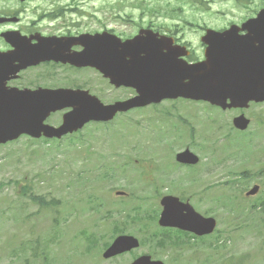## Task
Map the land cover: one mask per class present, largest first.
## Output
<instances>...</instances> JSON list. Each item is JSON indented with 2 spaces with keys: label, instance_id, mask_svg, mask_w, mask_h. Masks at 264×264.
Instances as JSON below:
<instances>
[{
  "label": "rangeland",
  "instance_id": "1",
  "mask_svg": "<svg viewBox=\"0 0 264 264\" xmlns=\"http://www.w3.org/2000/svg\"><path fill=\"white\" fill-rule=\"evenodd\" d=\"M67 1V0H62ZM209 2V8L208 10H201L197 11L196 8L190 7L189 5H184L182 9V17L186 18H201L206 20V22L210 24H217L222 23L224 24L229 19H238L242 18L244 16H248L251 14L250 11L241 9L239 7H236L231 0H207ZM170 3L172 7H176L179 5V0H81V12L84 14H81V28L84 31H98L100 29H113L115 31H123L127 34L132 32V24L129 26L124 25V23H120L117 19V17L120 18H126L129 17L133 21L138 22L140 15L142 14L141 9H151L155 12L156 10H159L158 14H162L163 10L165 9V6ZM264 4V0H263ZM6 8V6H3ZM242 8H245L246 6L241 5ZM253 8L254 6L251 5ZM31 6L28 7L26 10V14L23 15L24 21H30L33 16H31ZM28 12V13H27ZM144 16H147V13H143ZM160 17V16H159ZM201 23V22H200ZM86 73H81V80L84 77ZM95 81H97V76L92 75L91 76ZM97 87L102 89L103 91L100 94V96L105 101H110L112 98H114V95H111V92L106 89V87L99 85L97 83ZM172 106L176 109H178V114L187 118V122H191L190 115L186 114L185 111H191L192 113L201 116L202 118L209 119L211 117V120H215L216 118H219L221 116V112L219 109L212 108L205 103L201 102H192V101H186V100H177L173 101V103H163L159 106H150L145 108L143 111L144 119L138 121L135 125V130H138L142 133H145V137L149 140L150 135H154V139L158 140L160 139L162 141V136L166 135L169 124L171 121L168 119V115L166 114L165 106ZM262 109L264 113V107L260 108ZM170 112V111H169ZM153 114L157 115L158 117H151ZM60 116L61 114L54 115L51 119L48 120V123L51 125H57L60 122ZM225 123L229 122V117L224 118ZM131 123V122H130ZM210 124V122H207ZM122 129V121L118 120L115 121L110 127L107 128L106 131H103L102 129H97L95 126H89L87 129H83L81 132V135H76L74 138H80L83 139V147L78 146L77 148L73 147L71 145V141L63 140L60 143H53V142H47L43 143V141H38L34 143V147L30 148H23L24 143L19 142L14 145H11L9 147H5L0 149V182H6L8 179L11 180H17L21 176H32L35 175V177H38V182L33 181L35 178L31 179L32 187L35 193L41 194V195H48L49 200L56 198L61 203L57 205V207L61 208V211H65V206L69 201L72 200L77 202V195L81 199V194H75V192L72 191V188L70 189L67 184L70 183V185L74 184V181L77 177L83 175L82 181H83V187H81L85 190V192L93 193L89 191L90 188H93V186H99L100 187V195H102V192L105 190V187L103 186V183H99L100 181L97 180V177L100 176V173L103 171L104 164L110 163L107 161V155L110 154L111 148L116 149L119 144L116 141L122 134L123 138L125 139V132L124 129ZM180 130V127L177 126L175 130L172 132L175 134ZM235 137L238 136L237 133H233ZM112 135H114V139L112 138ZM215 134H210L209 141L211 137ZM227 133L220 134L216 137V141L213 140V144H215L213 148L214 155H209L211 163H215L217 160L225 159L231 154L236 153L238 156H236V160H234L233 163L229 165L228 168H223L221 164L216 167L213 165L214 168H205L203 165L192 171L193 176H199V178L202 180L201 185H208V184H216L217 182L221 183L225 181L228 178L233 177L232 175L228 176L227 171L232 170L235 171H243L245 169L239 167L240 165V156H250L252 155L251 152L248 151V148L243 142H240L241 140H235L231 138H226ZM111 139V140H110ZM198 146L203 144V141L198 137ZM111 142V143H110ZM209 143H207L208 145ZM135 154L140 155L139 153L141 151L147 150L150 146L146 143H142L137 138L134 139L133 142ZM88 149L92 154H81L83 157H88L87 161H83L81 159V155L75 153V151H85ZM234 149V151H233ZM119 151H124L125 153H131L130 145L126 146L124 145V150L118 149ZM160 160L156 162L155 165L158 166L160 173L162 174V180L158 181L156 183V190L159 194H169V193H175L174 187L167 183L168 180L171 178V173L175 171L174 165L175 163L172 160V151L168 148H166L163 144L161 148H158ZM197 151L200 153L202 159L206 158V153L200 149V147L197 148ZM134 154V155H135ZM5 158V159H3ZM227 162V160H226ZM206 163V162H204ZM243 163V161L241 162ZM4 168V169H3ZM98 168V169H95ZM3 169V170H2ZM206 169H209L210 176L206 175ZM142 172L145 171V165L144 168L141 169ZM131 173H125L124 175L117 174L116 180L114 181L116 184L115 186H120L118 189L121 191H124L127 194H132L134 196H145L148 194L147 192H144L142 190V185H140L137 182H133L130 178ZM150 175L149 171H145V174L142 175L139 178L144 180L146 184H152L150 181V178H148ZM170 176V177H169ZM83 178H85L83 180ZM148 178V179H147ZM43 182V183H41ZM236 184H238V187L240 190L245 189L249 186L250 183L247 185H242V182L240 180L235 181ZM103 186V189L102 186ZM222 185V184H217ZM160 186V187H159ZM94 189V188H93ZM144 189V188H143ZM198 189L190 188L186 189V192L184 195H191L195 193ZM215 193H221V188L218 186H214L212 189ZM16 189L12 185H6L3 188H0V211L1 209H5L8 206H14L15 205V196H16ZM99 195V192L97 196ZM178 195V194H177ZM96 196V194H95ZM176 196V195H174ZM82 198L86 201V194L82 195ZM102 199H105L110 207H113L114 209L116 207H123L122 203H116L119 201L116 197H113L112 195L110 197L108 196H101ZM112 198V199H109ZM84 201V202H85ZM257 201V199L251 200V201H245V202H234L233 201H227V199L223 196V199L221 202H224V206L227 210L231 211V209L234 207L238 212H242V210H245L247 212L248 208L254 204ZM201 200L197 201V199L194 200V204L199 208L197 211L205 216L206 211H209L211 208L210 206H206L201 204ZM148 204H151V202H148ZM34 209V207H31ZM23 212L21 209H17L18 212ZM88 209L84 208V210H81V216H78L80 226H81V219H85L86 222L92 218H95V215H89L87 213ZM0 212V264H15L13 260H10V256L8 255V252L11 248L15 247L16 242L18 243V238L20 237V243L23 244V251L20 254L19 257V264H27L25 261V249L26 247L30 246L29 241L23 242V237H26L27 232L29 231V225H22L21 229L17 227V224L14 221H11L9 219H6L5 217L1 216ZM264 213V211H263ZM53 214V213H51ZM126 209L124 210V213L122 214L123 218L126 219L127 215ZM209 215L215 216L217 221H219V229L220 231L225 229V215L224 213H211L208 212ZM247 215L246 213H244ZM242 216L243 214H239ZM53 216V215H52ZM88 216V217H86ZM248 216V215H247ZM144 219H141L138 224H140L141 227L148 225L149 223L153 226H156L155 220L157 217V212L152 211L151 213H145L142 216ZM13 218V216H11ZM46 218V217H45ZM119 219V218H118ZM46 220L49 222L50 219L46 218ZM66 221V220H64ZM119 221H123V219H120ZM263 221V222H262ZM67 222H70L68 220ZM92 222V221H91ZM149 224V225H150ZM48 225H52L51 221L46 224V227ZM246 225L249 226V219L245 222H242L240 226H235V229H237V232L231 233L232 228L227 227L226 235H224V232L220 234L219 240H232L231 244L233 243L232 251L231 252H225L222 253L220 260L216 261L215 259V253L213 249L206 248L202 250L199 253V258L204 261L203 264H264V246H259L258 243L251 242L249 240V234L246 236ZM101 227L108 229V234L105 237V243L110 242L112 236H113V228L108 223L101 224ZM258 230L264 231V215L262 218L259 219V223L257 224ZM130 231V230H126ZM54 229L52 228L50 231L47 229V234H53ZM76 233L72 231L68 234L65 233L64 236H66L65 244L70 242L73 238V236ZM106 234V233H105ZM132 235V234H128ZM139 235V233L137 234ZM133 236V235H132ZM141 236V234H140ZM213 236V235H212ZM211 236V237H212ZM244 236V237H243ZM31 237V235H30ZM36 237L39 239L40 244H44L46 242L45 235L43 234H37ZM52 237V236H51ZM142 237V236H141ZM163 240L159 242V247H167L170 245L171 247L178 248L177 251L180 254V257H176V260L174 264H183L186 260L190 259L192 256L185 253L182 254V250L179 249L181 246H186L188 249L191 247H197L198 240H194L191 237L181 234L176 231H167L165 233H160L159 238ZM211 237L205 238L207 242L210 243ZM29 238V236H28ZM264 238V235H263ZM157 239V240H158ZM213 239V238H212ZM203 240V239H202ZM199 240V241H202ZM5 241V242H4ZM12 241V243H11ZM178 243L181 242V245L174 246L172 243ZM79 244V250H82L83 246L80 242H77ZM213 243V241L211 242ZM2 244H11L2 254ZM226 246H228L230 243L225 242ZM98 248V247H97ZM242 249V250H241ZM75 251H77V248H74ZM90 251V250H89ZM137 254L143 253V254H149L151 257L155 258H162L166 263H170V259L173 256V251H160L157 248H153L152 246L148 247L147 245L143 246L142 248H139L135 251ZM151 253V254H150ZM83 255V253H81ZM92 254L87 255L85 257H77L74 253L70 261L73 264H80L79 262H83V264H112L111 261H101L102 257L101 254L98 258L93 259ZM135 254V253H134ZM31 257V254H30ZM101 260H100V259ZM196 258V256H195ZM39 261L37 263L42 264L41 258H38ZM50 260L51 262L56 263L58 260L62 261V253L61 249L58 250V253L51 252V255L49 259L46 255H44V261ZM122 260H126V258H122ZM187 262V261H186ZM18 264V263H17ZM70 264V263H65ZM118 264V263H115ZM127 264V263H124Z\"/></svg>",
  "mask_w": 264,
  "mask_h": 264
},
{
  "label": "water",
  "instance_id": "2",
  "mask_svg": "<svg viewBox=\"0 0 264 264\" xmlns=\"http://www.w3.org/2000/svg\"><path fill=\"white\" fill-rule=\"evenodd\" d=\"M242 30L246 31L244 36H238L235 28L223 33L209 31L203 39L208 46L205 60L190 66L178 59L180 54L175 50L161 53L164 44L153 36H138L121 43L107 33L84 35L81 36L84 51L75 56L54 54L50 52L54 42H45L41 54L30 53L32 57L26 58L11 72L15 74L19 69L50 60L89 66L101 71L112 83L135 88L139 97L125 104L103 107L95 98L78 91L38 90L32 93L13 91L7 95L0 94V143L16 139L21 134L37 137L44 134L48 138H60L81 128L89 120H109L117 110L156 103L166 98L206 100L223 109L244 108L250 101L262 102L264 10L254 20L247 22ZM66 107H72L73 110L64 115L58 129L43 126L51 112ZM234 125L243 130L247 122L239 117L234 120ZM256 192L257 189H253L250 194ZM161 204L164 208L160 219L162 226L201 230L198 233L206 232L205 228L209 231L213 229L212 220L202 219L189 205H183L175 198H165ZM207 222L211 223L208 227ZM136 246L137 243L131 238H119L104 257ZM133 264L161 263L141 257Z\"/></svg>",
  "mask_w": 264,
  "mask_h": 264
},
{
  "label": "flooded vegetation",
  "instance_id": "3",
  "mask_svg": "<svg viewBox=\"0 0 264 264\" xmlns=\"http://www.w3.org/2000/svg\"><path fill=\"white\" fill-rule=\"evenodd\" d=\"M3 6H6V8ZM29 6H31L32 9H30V14L35 15V18L30 21H24L23 15L26 14V10ZM42 10H44V15L38 17L37 11ZM0 18L6 19V22L0 24V56H7L6 59L1 58L0 61V72L2 73L11 72L14 67H19L20 64L28 58L30 52L33 50L37 51L38 39L40 38H77L78 36H81V0H0ZM249 19L250 18L234 19V21H229L224 27H210L198 25L196 21L193 22L189 19L164 18L157 27L158 34L161 37L163 36L169 39L166 41V45L162 48V52L166 53L167 49L170 50L176 46L184 48L189 51V54L183 57V59L188 63H196L203 60L205 46L201 43V38L208 29L221 32L232 25L240 27ZM148 28L154 29V26L150 24ZM239 33L242 34L243 32ZM118 36L122 40L128 38V36L121 34H118ZM68 51L80 52L81 45H71ZM0 80H5L4 89L6 91L11 89H16L18 91H36L38 89L55 88L81 89V69L70 65L49 62L42 63L39 66H28L19 69L15 76H2ZM2 83L3 82L1 81L0 84ZM131 95V91H126V96ZM261 106L263 105L250 104L247 110H241L237 113L239 115H245L251 122H253L260 117V113L258 112L254 115L252 110ZM128 115L129 114H126L125 116ZM257 131L258 130H250L247 132L248 143L253 144L255 151L258 148H261L257 147L256 142L253 140L257 137V134H259ZM21 139L26 140V142H32V139L28 136H21L18 140ZM246 161L247 164L243 163L248 166L245 169L251 170H243L242 174L249 177L247 180L252 181L253 185L259 186L260 188L263 187L264 165H261V162L264 161V153L262 156L261 152H255L254 155L248 157ZM255 168L257 169L254 170ZM182 169H185V166ZM158 178L160 177L154 179L153 184L156 185ZM197 197V201H202L201 204L211 207L210 211H206V213L211 212L232 215L228 217L227 224L236 225L249 219V226L246 225V230H248L246 231V236L249 234V240L251 242L258 243L259 246H264V231L258 230L257 228L259 219L263 216L261 217V215L256 213L255 209H252V207L256 205L255 203L248 208L247 212L245 210L238 212L234 207L231 211L226 209L224 202H221L223 196L213 199L212 195L199 194ZM224 197L227 201L234 200V202L243 203L245 201L254 200L255 198H258V203H261L262 201L264 202V193L253 197H245L244 195H241L240 197L224 195ZM239 214L243 215L240 216ZM235 232H237V229L231 233ZM217 236L218 233L212 236L211 242H215ZM232 247L233 243L231 245V248Z\"/></svg>",
  "mask_w": 264,
  "mask_h": 264
}]
</instances>
